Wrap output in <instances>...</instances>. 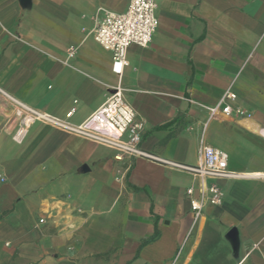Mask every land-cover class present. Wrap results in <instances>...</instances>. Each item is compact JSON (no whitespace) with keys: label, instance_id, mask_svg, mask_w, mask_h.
<instances>
[{"label":"crops","instance_id":"obj_1","mask_svg":"<svg viewBox=\"0 0 264 264\" xmlns=\"http://www.w3.org/2000/svg\"><path fill=\"white\" fill-rule=\"evenodd\" d=\"M156 1L153 41L129 47L119 78L94 28L130 0H0V87L80 124L121 85L144 150L198 165L203 138L228 154L237 175L205 180L223 203L196 217L199 177L43 122L23 129L0 92V264H264V0ZM228 89L251 117L210 118Z\"/></svg>","mask_w":264,"mask_h":264},{"label":"built area","instance_id":"obj_2","mask_svg":"<svg viewBox=\"0 0 264 264\" xmlns=\"http://www.w3.org/2000/svg\"><path fill=\"white\" fill-rule=\"evenodd\" d=\"M157 8L156 0H130L124 11L102 9V15L96 16L94 37L105 49L112 52V70L119 78L122 77L128 65L129 47L133 44L147 47L153 41L160 24ZM0 92L14 102L16 114L20 118L23 129L34 122H43L106 144L117 152L118 158L123 156L146 157L199 177L201 179L200 196L194 197L195 188L193 186L187 189V194L191 198V208L196 217L202 213L207 203L220 205L224 200L225 193L221 186L217 183L208 185L205 180L237 175L228 168V154L205 143L203 138L199 146L200 162L198 165L175 162L144 150L141 147V141L146 123L137 117L136 110L127 100L125 89L121 85L116 86L106 101L80 124H74L67 119L31 107L14 98L1 87ZM236 99L237 94L234 91L226 90L216 105L207 108L210 118L220 113L231 115L233 112L251 117L252 113L243 107L231 105L230 102ZM71 114L72 112L68 116Z\"/></svg>","mask_w":264,"mask_h":264},{"label":"water","instance_id":"obj_3","mask_svg":"<svg viewBox=\"0 0 264 264\" xmlns=\"http://www.w3.org/2000/svg\"><path fill=\"white\" fill-rule=\"evenodd\" d=\"M235 232H236L235 230H232V232H231V233H233V234H234Z\"/></svg>","mask_w":264,"mask_h":264},{"label":"bare ground","instance_id":"obj_4","mask_svg":"<svg viewBox=\"0 0 264 264\" xmlns=\"http://www.w3.org/2000/svg\"><path fill=\"white\" fill-rule=\"evenodd\" d=\"M258 174H260V173H258Z\"/></svg>","mask_w":264,"mask_h":264}]
</instances>
